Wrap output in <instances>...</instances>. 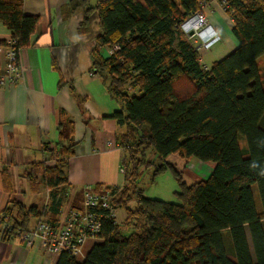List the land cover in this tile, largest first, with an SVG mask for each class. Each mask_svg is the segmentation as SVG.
<instances>
[{
	"label": "trees",
	"instance_id": "1",
	"mask_svg": "<svg viewBox=\"0 0 264 264\" xmlns=\"http://www.w3.org/2000/svg\"><path fill=\"white\" fill-rule=\"evenodd\" d=\"M209 1L99 0L91 7L88 0H71L67 5L71 12L84 10L82 31L92 13L99 18L93 69L121 105L112 118L125 128L119 141L126 153V183L114 206L125 211L124 226L132 232L124 234L114 219L105 220L103 242L83 261L63 254L56 264H264V80L259 66L264 0H218L239 47L207 68L181 26ZM40 21L25 14L24 0H0V23L12 32L11 44L0 46L17 53L29 47ZM115 46L119 50L109 58L100 55V48ZM71 92L81 104L72 87ZM74 147L53 153V165L29 166L25 178L33 192L39 183L54 193L68 186ZM148 150L160 161L152 164L151 183L170 174L179 186L178 202L145 197L136 186L138 162ZM170 156L186 164L191 159L211 163L212 174L188 185L184 172L167 162ZM1 175L11 192V172L4 169ZM35 215L42 221L43 212L12 202L0 217L15 228H29Z\"/></svg>",
	"mask_w": 264,
	"mask_h": 264
},
{
	"label": "crops",
	"instance_id": "2",
	"mask_svg": "<svg viewBox=\"0 0 264 264\" xmlns=\"http://www.w3.org/2000/svg\"><path fill=\"white\" fill-rule=\"evenodd\" d=\"M70 1L24 0L25 14L39 16L41 21L31 45L19 52L23 79L11 87L0 82V216L16 202L43 212L42 220L63 225L70 208H84L87 187L123 188L126 183L125 173L121 172L125 151L119 141L125 128L112 118L122 107L93 69L92 51L100 35L99 18L96 12L92 13L82 31L85 12H71L67 6ZM98 1L88 0V4L95 7ZM211 2L212 9H204L207 21L223 33V40L233 52L239 43L233 49L232 22L218 0ZM218 18L225 23V29ZM11 37L12 32L0 23V42L9 43ZM99 53L109 58L113 50L100 48ZM7 60V48L0 46V70L5 68ZM71 87L83 100L81 104ZM73 144L68 186L54 193L39 183L33 192L25 178L29 166L53 165V153L57 156L60 148ZM167 162L180 170L185 164L175 156L168 157ZM197 162L191 159L188 164H193L195 169L183 170L184 176L194 182L204 180L206 174L210 176L214 167L211 163ZM4 169L11 172V192L4 188L1 175ZM38 177L40 180L41 173ZM126 218L125 213L124 221ZM38 219L33 216L28 227H34ZM96 242L91 243L90 249ZM58 259L45 255L39 247L26 248L17 238L6 239L0 231V264H56Z\"/></svg>",
	"mask_w": 264,
	"mask_h": 264
},
{
	"label": "built area",
	"instance_id": "3",
	"mask_svg": "<svg viewBox=\"0 0 264 264\" xmlns=\"http://www.w3.org/2000/svg\"><path fill=\"white\" fill-rule=\"evenodd\" d=\"M221 5L225 8L224 4ZM205 8L204 5L202 11L184 23L181 29L194 45L198 42L202 49L208 50L221 41V36L213 25L208 23L204 14ZM193 23L200 26L196 28ZM112 50L118 51L119 47L115 46ZM19 52L7 48L8 60L5 68L0 70V82L3 86H15L23 79L24 67ZM121 172L123 174L126 172L124 167ZM122 189L101 187L94 190L87 187L84 194V208H70L63 225L42 220L32 229L15 228L12 222H3L0 217V231L3 235H12L11 237L19 239L28 249L39 247L47 256L60 257L67 254L76 260L79 257L85 259L89 251L86 247L89 243L100 239L104 221L114 219L117 223V208L114 206V201Z\"/></svg>",
	"mask_w": 264,
	"mask_h": 264
},
{
	"label": "rangeland",
	"instance_id": "4",
	"mask_svg": "<svg viewBox=\"0 0 264 264\" xmlns=\"http://www.w3.org/2000/svg\"><path fill=\"white\" fill-rule=\"evenodd\" d=\"M211 1L204 4L207 7L206 10H208V11L212 9V6H214V4ZM217 21L225 29V23L223 21H221V19H219V18L217 19ZM229 22H231V21L229 20ZM182 32H183V30H182ZM218 34H219V36H221V41L219 43H216L215 45H213L208 50L202 49L200 47V43H198V42L195 45L197 47L198 51H200L201 60H202V63L205 67L210 68L214 63L223 60L225 57H227L231 53L230 48H229V44L225 40H223V36H222L223 33L218 32ZM231 38H232L233 42L235 43V47H233V49H236L238 47V41L235 39L233 34H231ZM110 49L112 50V48H110ZM259 66H260L262 76H263V80H264V57H262L259 60ZM240 146H241L242 150H244V149L246 150V148H247L246 140H244V139H242V141L240 140ZM125 157H126V153H125ZM172 157L173 156H171V158ZM175 157L179 158L178 156H175ZM197 161L198 160H196V163L199 164ZM200 162H202V161H200ZM155 163H160V161L154 155L153 151L148 150L146 157L145 158L142 157V159L139 160V162H138V164H139V166H138V168H139V170H138L139 180H138L136 186L140 190H142L147 197H150L153 199H159V200H163V201H167V202H178L177 197L175 196V191H179V186L177 185V182H175V180L173 179V177L170 174H167L165 176H161V178H159L155 184L151 183L152 174L154 172V168H153L152 164H155ZM203 163H205V162H203ZM185 169L194 170L195 167L193 166V164L187 165L185 163L184 168H181V170L179 168V170L182 172ZM209 177H210L209 174H206V178H204V180H208ZM184 181H186L188 183V185L195 183L194 181L190 180L187 176H184ZM171 185L173 186L172 188H171ZM254 197H255L257 209H258L259 213H261L262 212V205H261V200H260L259 191H258L257 186H254ZM130 206L135 207V203L131 204ZM124 215H125V211L123 209H119L118 212L116 213L117 223L122 227L121 231L124 234H129L132 232V230L129 226H124ZM37 224H38V222H37ZM34 227H32V228H34ZM32 228H27V229H32ZM102 242H103V240H100V241H97L96 244H101ZM92 243H94V242H92ZM90 246H91V243H89V246L86 247L87 251L90 249ZM44 254L46 255L45 252H44ZM83 260H84L83 257H79L77 259L78 262H81Z\"/></svg>",
	"mask_w": 264,
	"mask_h": 264
},
{
	"label": "bare ground",
	"instance_id": "5",
	"mask_svg": "<svg viewBox=\"0 0 264 264\" xmlns=\"http://www.w3.org/2000/svg\"><path fill=\"white\" fill-rule=\"evenodd\" d=\"M193 25L196 27V28H198L200 25L199 24H197V23H193ZM100 240V239H99ZM98 241V240H97ZM96 242V241H95Z\"/></svg>",
	"mask_w": 264,
	"mask_h": 264
}]
</instances>
